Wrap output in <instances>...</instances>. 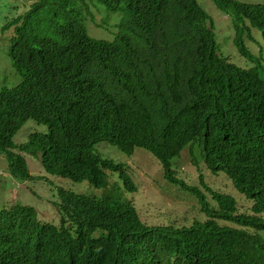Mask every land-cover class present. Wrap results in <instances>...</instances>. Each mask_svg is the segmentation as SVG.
<instances>
[{
	"label": "trees",
	"instance_id": "obj_1",
	"mask_svg": "<svg viewBox=\"0 0 264 264\" xmlns=\"http://www.w3.org/2000/svg\"><path fill=\"white\" fill-rule=\"evenodd\" d=\"M95 1L109 10L112 21L117 20L112 13H122L108 26L116 33L111 41L89 33L88 21L101 8ZM132 1L139 3L134 17L125 18V0H34L15 17L18 36L8 54L27 76L23 89L32 85L36 96L48 97V136L33 135L22 149L40 156L47 171L74 181L88 179L107 188L110 172L119 180L111 195L101 198L65 191L58 225L39 220L33 207L17 204L1 212L0 237L11 236L56 263L73 261L78 250L98 260L127 255L138 264H264V52L254 56L246 47L253 29L264 39V2L212 0L232 21L235 47L254 64L246 69L217 53L213 21L196 0H185V31L153 18L148 23L143 18L145 1ZM183 43L181 64L178 46ZM57 76L75 91H68ZM105 87L114 88L127 102L117 98L90 103L79 91L91 88L93 100L108 92ZM76 96L77 108L90 103L78 116L70 106ZM41 110L35 98L10 123L0 107V153L20 120ZM113 115H125V122L121 136L111 141L128 154L135 145L153 149L165 177L197 198L205 220L166 227L141 222L126 195L136 189L126 163L95 151ZM179 120L201 136H191V141L200 143L202 160L213 174L228 176L252 202L250 211H241L233 195L213 189L202 175L205 190L177 179L174 156L190 135H179L176 128L173 138L160 140ZM14 157L10 172L29 178L25 161Z\"/></svg>",
	"mask_w": 264,
	"mask_h": 264
},
{
	"label": "rangeland",
	"instance_id": "obj_2",
	"mask_svg": "<svg viewBox=\"0 0 264 264\" xmlns=\"http://www.w3.org/2000/svg\"><path fill=\"white\" fill-rule=\"evenodd\" d=\"M200 4L203 5L201 3ZM251 3H261L264 0H240ZM27 0H0V91L5 86H13L21 82V76L12 64V60L8 54V48L11 43L13 32L9 29H3L5 23L9 21L18 9L24 10L23 6ZM205 9L211 16L214 28L217 33L218 49L231 56V60L242 66L245 58L239 54L234 43L235 30L231 19L218 8H215L212 0H205ZM112 13V12H111ZM11 14V15H10ZM116 14V13H112ZM100 15L104 22L110 23L113 16L108 15L104 7L100 8ZM106 25L101 30L107 31ZM91 35L98 37L101 30L90 24ZM254 30V29H253ZM252 30V31H253ZM258 41H262L259 37ZM246 44H249L254 53L258 52L259 44L250 41L246 37ZM226 47V50H224ZM246 63H244L245 65ZM30 123H35L34 120H29L17 133L15 139L24 140L27 134V126ZM35 125L39 129H44L45 125ZM106 146L112 150L110 155L102 152ZM96 151L104 157L109 156L117 161H126L130 163V173L134 179L137 191L128 194L129 198L134 201L141 218L148 223H160L161 221L178 220L179 222L190 223L195 218L204 219V214L200 210V205L197 199L188 191L172 186L162 177L160 165L146 153H136L129 155L116 146L107 142H101L97 145ZM143 151L149 153L143 148H137L136 152ZM176 157L173 161H176ZM32 165H38L35 157L30 158L29 168L32 173L44 175L41 180H29L26 183L14 179L8 168V161L5 157H0V210L14 202H23L34 206L38 209L41 217L46 220L53 221L54 203H59V188L70 189L78 193L93 194L101 196L105 189H99L91 184L88 180L76 182L68 178H62L48 173L43 165L39 164V169L35 170ZM184 165L183 172L180 177L188 184L193 186H201L200 175L203 176L206 184L213 189L229 193L233 195L237 201L241 211H250L252 202L240 193L233 185L232 181L224 172L213 174L206 168L204 164L195 167L191 163V155L185 150L183 157L180 159V166ZM117 173L110 174V180ZM118 177V176H117ZM202 190L204 188L200 187Z\"/></svg>",
	"mask_w": 264,
	"mask_h": 264
},
{
	"label": "clouds",
	"instance_id": "obj_3",
	"mask_svg": "<svg viewBox=\"0 0 264 264\" xmlns=\"http://www.w3.org/2000/svg\"><path fill=\"white\" fill-rule=\"evenodd\" d=\"M33 1L34 0H27V2L25 4L26 8L29 7ZM143 1H145V4L147 6L146 11L143 13V18L148 23H149V20L151 18H153V19H157L158 21H160L163 25L173 26L178 30L185 31V8H186L185 0H143ZM196 1L198 4L200 3L199 0H196ZM204 1L205 0H201L203 7H205ZM238 1H240V0H238ZM240 2L251 3V2H245V1H240ZM94 3L97 6L104 7L103 4H101V3H98L96 1ZM136 4H139V3H135L132 0H125V3H123L121 6V8L122 7L125 8V18L126 17H134L136 15V11L133 10V8L136 7ZM213 5L215 6V8H218L215 5V3H213ZM104 9H106V8L104 7ZM106 10L109 11L108 9H106ZM19 12L23 13V10L18 9L17 12L13 16H10L11 18L9 19V21L7 23H5L3 26L4 30L9 29L13 32V34L10 38L11 43L9 45L8 51L10 50V47L13 43V40L16 39L18 36V31L16 30L17 24L14 23L13 21L15 20V17L18 16ZM121 14H122L121 12H117L115 14L117 16V20L112 21L110 23H106V22H104L100 13H97L94 16V20L88 21L89 33L92 32L91 28H90V24H92L93 26H95L101 30L106 25L112 26L114 22H118L121 18ZM106 29H107L106 32H103L101 30V33L98 34V37L91 35V33H90V35L92 37H94L95 39H103V40H110V41L113 40L114 37L116 36V33H113L110 29H108V27ZM259 37L262 39V41L257 40ZM248 38L250 39V41L257 42L259 44V48H258L257 53H254L251 50L249 44L246 45L248 51L254 56H260L261 54H263V52H264V39L261 36L260 30L254 29L252 31V36H248ZM236 49L239 52V54L245 58V61L242 63V67H246V69H248L254 65L253 62L247 56L242 54L238 48H236ZM224 50H226V47H224ZM178 52L180 54V62H181V64H184L185 63V43L178 46ZM217 53L226 57L229 62L236 64L234 61L231 60L230 55L225 54V52L221 51L220 49L217 50ZM10 58H11V56H10ZM11 60H12L13 66L16 68L17 72L21 76V82H22V80L25 79V77H27V76H26L24 71H23V76H22L20 73L21 69L17 68V66L14 64V60L12 58H11ZM244 63H246V64L244 65ZM236 65L238 66V64H236ZM57 77L60 80V82L62 83V85H64L68 91H75L64 82L63 77H60V76H57ZM28 81H29V79H28ZM21 82L18 84H15L13 86H5L0 91V107L3 111V113L9 115L8 122H10V123L14 122L17 115L19 116L20 114H23V112L27 111L29 109L31 102L35 98L38 99L39 104L42 107V110H41V112L37 113V115L35 117L26 115L25 119L20 120L18 129L16 130V132L11 137V142L5 144L7 146V148L4 151H2V153H0V157H5L7 159L9 172H10V166H11V163H12L14 156H15L14 160H16V157H20L21 160L25 161V163L27 165V169H28L29 174H30L29 178L19 179L15 175H13L12 172H10V174L14 179H16L18 181H23L22 183H26L29 180H41L45 177L44 175H41V174L32 173L30 171V168H29V161H30V158H32V157H35V160L38 163V165H32V167L35 170H38L40 168L39 167L40 163L43 165V163L40 159V156H33V155L26 153L22 149V146L24 143H27L29 138L32 137L33 135L34 136L38 135L39 139L42 137L48 136L49 124L47 122V117H46V115H47L46 111H47V106H48V97L46 96V94L43 96H40V97L36 96L35 88L32 85L29 86L28 90L23 89V84ZM105 88L108 90V92L106 94H101V95L97 96L93 100H92L93 91L91 90V88H87V89L79 90V91H82L83 94L90 99V103L93 102V103H99V104H107V103L114 102L117 98H120L121 101L127 102L124 97H122L121 95H119L115 91L114 88H111V87H105ZM16 89H19V91L17 93H15L13 95L10 94V90H16ZM76 98H77V96L70 103V106L75 110L76 116H78V114H83L84 112H86L89 109L90 103L85 105L84 107L77 108L75 105ZM124 110H125V115H126V113H127L126 105H125ZM125 115H124V119H120L117 116L113 115L110 119L107 120V122H106L107 130L105 132L104 139H102L99 142L94 144L95 145V151H96L97 145L101 142H107V143L117 147V145H115V143H113L111 140H114V139L118 138L119 136H121V132H122V129L124 127V122H125ZM39 117H41V118H39ZM31 119L34 120L35 123H37V124L45 125V128L39 129L35 125V123H30L27 126L28 132L26 134L27 135L26 138L22 141L15 139L17 133ZM175 129L177 130V133L179 135H185V132L190 135V140L188 141V143L186 145H185V138L182 140L181 149H180L178 155L174 156V159L176 157H178V158L176 159V161H173V165H174L173 169L175 170V175H176L177 179H179L185 183L186 181L180 177V173L183 172V170L185 168L184 165L180 166V159H181V157H183L185 150H187L188 153L191 155V163L193 165H195V167H199L200 164L202 163L206 166V168L208 170H210V169L208 168V165L205 162V160H202V158H201L200 152L202 150H200V147L198 146L200 143L198 141H191V136L197 137V138H201V136L200 135H194L192 128L187 123H185L184 121L179 120V122L172 125L169 128L166 137H164L160 141L162 142L166 139L173 138L172 134H173ZM137 148H143V149L147 150L149 153L143 152V151L136 152ZM118 149L121 150L120 148H118ZM191 150H193V153L191 152ZM111 151L112 150L108 149V147H106V146H104L102 149V152H105L109 155H110ZM96 152H98V151H96ZM141 152L146 153L147 155L152 157L160 165L161 170H162V177L166 181L169 182V180L165 177V171H164V168L162 166L163 164L161 162V159L153 152V149L150 150V149L146 148L144 145H135L133 147V152L129 155H133V154L135 155L136 153H141ZM98 153H100V152H98ZM193 154L197 159V164L194 163ZM106 157H108L110 159L112 158L109 156H106ZM121 162L126 163L127 171L130 174V176L134 182V179L130 173L129 161L128 162L121 161ZM43 167L45 168L44 165H43ZM45 170H46V168H45ZM47 172L52 174V175H56V174H53L49 171H47ZM110 174H114V172H110ZM56 176H59V175H56ZM117 176H113L112 181L110 180V185L107 188L99 187L98 185H96L92 181H90L88 179H84V180H88L91 184H93L95 187H97L99 189H105L104 193L101 196H97V195H93V194L78 193V192H75V191L70 190V189H64L62 187L59 188L60 201H59V203H54V206H53L54 216H53V218H51V220H53V221H49V220H46L45 218L41 217L38 209H36L34 206L28 205V204H23V202H20V201L14 202L13 204L8 205L5 208L1 209L0 215L2 214L1 212H6L7 210L11 209L13 206H15L17 204H21L23 206L33 207L36 211V215L39 218V220L45 221V222H51V223L58 225V224H60L61 211L63 210L62 209V207H63V196L62 195L65 191H72V192H75L78 194H84L86 196H90V197H94V198H96V197L101 198V197H104L105 195L110 196L111 195L110 192L113 190L114 182L119 180ZM59 177H62V176H59ZM62 178H65V177H62ZM84 180H81V181H84ZM81 181H76V182H81ZM204 183H206L205 180H204ZM134 184H135V182H134ZM169 184L185 190L181 184H179V185L178 184H172L170 182H169ZM200 184H201V178H200ZM135 186H136V184H135ZM199 187L204 188L202 186V184ZM136 191H137V187L133 192H128V193H126V195L135 193ZM129 199L132 200V198H129ZM132 202H133V204H134V206L138 212L139 217L141 218L139 211H138L133 200H132ZM195 219H198V218H195ZM205 219H206V217L204 215V219H201V220H205ZM141 222L143 224L149 226V227H155V226L166 227V226H171V225H175V224L176 225H188V224H191L193 221H191L190 223H185V222H179L178 220H172V221H168V222L167 221H165V222L161 221L160 223H148L141 218ZM24 228H25V226H24ZM22 262H26L27 264H95L97 262L99 264H138V262L134 258H132L131 256H127V255H118V256L108 255L104 260H98V259H94V258H92V257H90L84 253H81L78 250H77V255L75 254V259L73 261L69 260V261H65V262H61V263H56V262H53L51 259H49L48 256L46 254L42 253L41 251L31 250V249H28V248L21 246L19 244V242L16 241L11 236H10V238L0 237V264H17V263H22Z\"/></svg>",
	"mask_w": 264,
	"mask_h": 264
},
{
	"label": "bare ground",
	"instance_id": "obj_4",
	"mask_svg": "<svg viewBox=\"0 0 264 264\" xmlns=\"http://www.w3.org/2000/svg\"><path fill=\"white\" fill-rule=\"evenodd\" d=\"M194 221V220H193Z\"/></svg>",
	"mask_w": 264,
	"mask_h": 264
}]
</instances>
